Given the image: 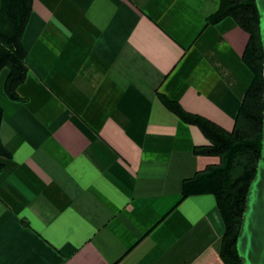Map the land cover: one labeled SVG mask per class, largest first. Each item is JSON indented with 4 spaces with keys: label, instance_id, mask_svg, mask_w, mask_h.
I'll use <instances>...</instances> for the list:
<instances>
[{
    "label": "crops",
    "instance_id": "1",
    "mask_svg": "<svg viewBox=\"0 0 264 264\" xmlns=\"http://www.w3.org/2000/svg\"><path fill=\"white\" fill-rule=\"evenodd\" d=\"M221 0H33L24 101L0 73V264H224L215 157L160 96L232 131L254 74ZM2 0H0V10Z\"/></svg>",
    "mask_w": 264,
    "mask_h": 264
},
{
    "label": "trees",
    "instance_id": "2",
    "mask_svg": "<svg viewBox=\"0 0 264 264\" xmlns=\"http://www.w3.org/2000/svg\"><path fill=\"white\" fill-rule=\"evenodd\" d=\"M33 9V0H2L0 10V73L4 68L10 73L5 92L13 101H24L18 94L28 74L27 51L23 35ZM231 17L249 35L244 60L255 78L248 89L232 131H227L210 120L186 111L178 102L160 96L164 106L188 125L197 127L208 144L194 149L196 156L215 157L218 165L209 166L194 181V192L211 194L217 205L226 231L220 255L224 264H244L237 242L241 235L246 200L256 179L264 129V49L260 34V13L256 0H221L216 15L209 24ZM3 109L0 107V129ZM0 156L10 159L11 154L0 138ZM3 165H0V172Z\"/></svg>",
    "mask_w": 264,
    "mask_h": 264
},
{
    "label": "water",
    "instance_id": "3",
    "mask_svg": "<svg viewBox=\"0 0 264 264\" xmlns=\"http://www.w3.org/2000/svg\"><path fill=\"white\" fill-rule=\"evenodd\" d=\"M260 13V34L264 49V0H256ZM241 235L237 242L239 255L244 264H264V129L261 159L256 179L253 181L246 200Z\"/></svg>",
    "mask_w": 264,
    "mask_h": 264
}]
</instances>
